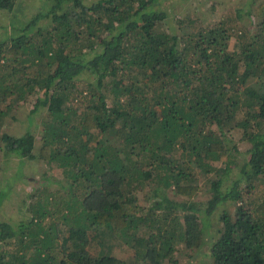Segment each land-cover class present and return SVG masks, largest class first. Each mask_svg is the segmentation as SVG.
Returning <instances> with one entry per match:
<instances>
[{
  "label": "trees",
  "instance_id": "obj_1",
  "mask_svg": "<svg viewBox=\"0 0 264 264\" xmlns=\"http://www.w3.org/2000/svg\"><path fill=\"white\" fill-rule=\"evenodd\" d=\"M163 1L0 0V264H264V0Z\"/></svg>",
  "mask_w": 264,
  "mask_h": 264
},
{
  "label": "rangeland",
  "instance_id": "obj_2",
  "mask_svg": "<svg viewBox=\"0 0 264 264\" xmlns=\"http://www.w3.org/2000/svg\"><path fill=\"white\" fill-rule=\"evenodd\" d=\"M215 2L217 10L219 9L220 12H230L234 11V13H239L242 19H245L247 17L245 15V11L248 9L245 5L252 7L251 0H182L178 5H172L170 2H166V0L163 1L164 7L169 12H178L179 14H184L190 11H195L200 16H206L209 17L210 11H205V8L207 10H210L208 6H210V3ZM249 7V8H250ZM214 18V15L216 14V11H211ZM231 13V12H230ZM247 23H249L248 18L245 20ZM166 29H176V25L174 20L172 22L165 20L164 24ZM26 110L27 108L20 109V106L14 109L13 111V118L9 119L5 126L1 129L9 132L11 134H20V131H23L25 126H27L28 121L26 118ZM30 127H32V123L29 124ZM231 137L237 141L239 150H243L246 148L247 143L244 141H240L238 138L237 133L231 134ZM1 159V158H0ZM3 163H1L2 165ZM0 165V166H1ZM17 167H20V164H17L16 161H9L5 162V164L2 166V171H0V176H5L6 174H10L15 171ZM23 168V171L26 173V179L21 180L19 182H13V190L10 192V197L6 200L5 204L0 208V213L2 217L4 218H11L12 220L16 219L18 216L22 215L23 212L19 211L20 206L25 207V205L22 204V201H20L24 197V190H31L32 187H47L49 189L55 188L56 183L54 181L50 180L44 181L43 179H39V176L41 173H46L51 175V180L57 181L59 178L53 177L54 172H57L55 169L53 171L46 168V165L42 161H24V163L21 166ZM19 179V178H17ZM205 187V183H204ZM201 195H204L203 192L200 193ZM62 235V233H61ZM60 239V238H59ZM107 246L112 251L113 254L119 255L122 257H127L128 255V248L115 241L114 239H108ZM196 264V263H195Z\"/></svg>",
  "mask_w": 264,
  "mask_h": 264
}]
</instances>
